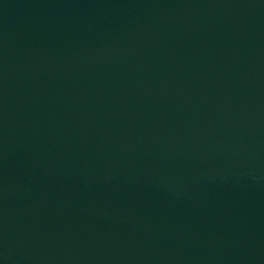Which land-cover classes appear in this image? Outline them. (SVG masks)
I'll list each match as a JSON object with an SVG mask.
<instances>
[{
	"label": "water",
	"instance_id": "1",
	"mask_svg": "<svg viewBox=\"0 0 264 264\" xmlns=\"http://www.w3.org/2000/svg\"><path fill=\"white\" fill-rule=\"evenodd\" d=\"M0 264H264V0H0Z\"/></svg>",
	"mask_w": 264,
	"mask_h": 264
}]
</instances>
